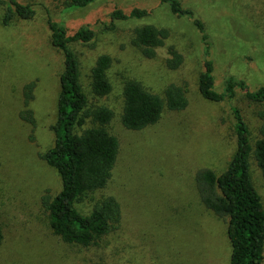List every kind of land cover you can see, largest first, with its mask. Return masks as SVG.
Segmentation results:
<instances>
[{"label":"rangeland","instance_id":"rangeland-1","mask_svg":"<svg viewBox=\"0 0 264 264\" xmlns=\"http://www.w3.org/2000/svg\"><path fill=\"white\" fill-rule=\"evenodd\" d=\"M23 1L35 9L30 19L14 18L3 25L0 7V264H228L227 218L217 217L201 203L195 173L203 167L219 173L229 163L236 146L230 105L239 108L253 142L264 102L245 98L239 88L229 100L201 96L198 75L204 42L192 20L202 22L207 36L214 87L220 90L225 76L233 75L256 89L264 86V0H180L193 11L192 17L176 16L161 0H95L72 10H63L55 0ZM133 6L146 9L147 15L116 20L108 27L114 8ZM48 14L63 20L69 31L80 24L94 30L93 45L72 41L69 46L78 58L88 103L111 107L108 129L119 140L107 184L85 194L77 206L88 212L94 200L111 194L120 204V226L87 247L54 235L40 204L45 189L55 194L61 188L58 173L39 157L54 142L51 126L57 118L63 69V55L50 42ZM144 23L168 29L152 58L130 42L133 28ZM171 46L182 54L175 69L165 63ZM101 53L112 57L107 70L112 89L96 97L90 90V68ZM127 78L160 95L168 83L183 85L187 106L165 109L142 129H127L120 122ZM32 79L34 138L30 125L19 117L22 87ZM249 167L264 204V182L252 157Z\"/></svg>","mask_w":264,"mask_h":264},{"label":"trees","instance_id":"trees-1","mask_svg":"<svg viewBox=\"0 0 264 264\" xmlns=\"http://www.w3.org/2000/svg\"><path fill=\"white\" fill-rule=\"evenodd\" d=\"M63 10H72L95 0H55ZM167 3L176 16H193L191 9L184 8L180 0H161ZM1 23L9 24L14 18L30 19L35 13L33 4L23 0H0ZM146 9L133 6L128 10L114 8L110 12L109 28L116 20L141 18ZM193 24L201 33L204 42L203 69L198 75V91L202 97L212 101L229 100L239 88L244 97L264 102V86L250 89L243 79L225 76L222 88L214 87L213 61L209 58L207 36L202 22L193 18ZM50 30V42L63 55V69L59 74L57 118L51 126L54 132L52 146L39 153L49 166L58 173L61 188L52 194L45 189L40 195V204L46 213L51 232L63 242L82 246L96 244L104 235L119 228L121 208L111 194L94 200L88 212H82L77 204L85 194L103 188L112 175L119 150V140L108 129L113 110L104 103L89 104L80 81L79 61L69 46L72 41L93 45L94 30L88 24H80L69 31L63 20L50 14L46 18ZM168 29L152 23L135 26L130 37L131 44L140 53L152 58L158 47L164 44ZM182 62V54L173 46L165 59L170 69ZM112 57L99 54L90 68V90L96 97L110 93L112 84L107 70ZM36 80L22 87L23 107L19 117L30 125V138H34L36 126L33 110L29 107L33 99ZM123 104L121 124L130 130H139L155 123L162 112L182 110L187 106L186 88L177 83H168L160 95L143 86L135 78H127L122 85ZM234 121L235 150L226 168L219 173L208 167L195 173L197 194L205 208L217 217L227 218L226 233L231 250L228 264H262L264 251V204L252 181L249 160L252 157L264 182V110L257 112L260 120L253 142L250 130L239 108L230 105ZM90 123L84 126L86 123ZM3 232L0 224V246Z\"/></svg>","mask_w":264,"mask_h":264}]
</instances>
